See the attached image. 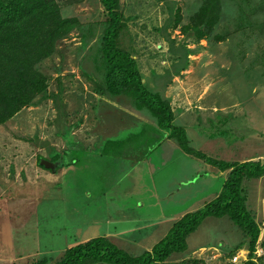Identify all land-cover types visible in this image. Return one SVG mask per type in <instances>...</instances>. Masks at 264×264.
Here are the masks:
<instances>
[{
	"label": "rangeland",
	"instance_id": "1",
	"mask_svg": "<svg viewBox=\"0 0 264 264\" xmlns=\"http://www.w3.org/2000/svg\"><path fill=\"white\" fill-rule=\"evenodd\" d=\"M57 2L62 17L79 19L81 27L37 65L48 78L47 91L0 126V264L54 263L70 247L103 236L113 225L134 230L137 224H154L161 241L166 235L159 233L169 232L170 218L200 210L223 185L221 179L188 185L204 171L178 159L170 150L177 146L165 141L157 146V122L147 110L134 112L131 97L108 94L101 53L107 16L99 1ZM204 3L121 0L127 28L119 45L133 53L149 89L169 102L192 148L229 163L263 162L264 0H220V21L210 36L201 27L206 36L200 40L189 28ZM142 132L108 157L88 154L103 150L109 139ZM139 149L162 151L161 164L155 160L158 171L134 163L133 157L145 154ZM117 156L130 158L121 162ZM151 157L156 159L157 151ZM72 160L80 167L63 175ZM244 189L261 228L252 260L264 264V177L246 181ZM115 237L133 255L148 250L147 241L130 239L126 245L123 236ZM247 242L228 218L210 217L188 239V251L172 261L244 264Z\"/></svg>",
	"mask_w": 264,
	"mask_h": 264
},
{
	"label": "trees",
	"instance_id": "2",
	"mask_svg": "<svg viewBox=\"0 0 264 264\" xmlns=\"http://www.w3.org/2000/svg\"><path fill=\"white\" fill-rule=\"evenodd\" d=\"M98 1L107 16L101 53L107 68L105 87L108 94L114 98L128 95L138 110H147L156 119L158 128L165 132V138L175 141L185 154L229 173L216 198L175 222L150 251L133 255L113 239L100 236L70 247L54 263L35 261L30 264H203L198 260L179 262L172 261V258L188 250V238L210 217L228 218L239 228L248 241L249 259L244 264H255L252 259L261 228L248 209L244 183L264 177V161L229 163L207 157L192 148L185 128L175 123L169 102L159 92L149 89L133 53L119 45L127 28L121 0ZM220 7V0H205L193 17L196 22L188 28L198 39L206 36L202 34L201 27L206 28L210 36L218 25ZM80 27L79 19L62 17L57 0H0V126L47 91L48 78L37 69V65L51 57L58 41ZM142 134H133L119 141L109 140L103 155L109 156L115 149L131 145Z\"/></svg>",
	"mask_w": 264,
	"mask_h": 264
},
{
	"label": "crops",
	"instance_id": "3",
	"mask_svg": "<svg viewBox=\"0 0 264 264\" xmlns=\"http://www.w3.org/2000/svg\"><path fill=\"white\" fill-rule=\"evenodd\" d=\"M176 81V79H174L173 80V82H175ZM176 83V82H175ZM132 111V110H131ZM145 110H142V111H134V112H138V113H143ZM179 111V110H178ZM144 114V113H143ZM174 114H175V121H177V117H176V113L174 112ZM135 115H136V113H135ZM154 120L156 121V119L154 118ZM156 128H157V131L158 132H160V136L158 135H156L155 134V137H157V138H155V139H158V142H157V140H156V142H157V146L158 145H161V143H163L164 141L165 142H168V144H170V145H172V147H175V146H177V148H179V146L177 145V143L175 142V141H173V140H166L165 139V132L164 131H162V130H160L159 128H158V126H157V123H156ZM158 137H163V140L162 141H160L159 140V138ZM110 140V139H109ZM190 141V140H189ZM160 142V143H159ZM81 151H84V150H82V149H80ZM138 150V149H137ZM139 150H141V149H139ZM170 150H173V151H175L176 152V154H177V157H178V159H180L179 157H183V158H185L186 160H188L189 162L188 163H191L190 165H192V169H196L197 170V172L198 173H200V172H202V171H204V174H202V175H200V174H197L196 172H193L194 173V175H198V177L197 178H192L189 182H190V184H188V185H192V184H196V180L198 179V180H201L200 182H206L207 180L209 181V182H212V181H214V180H217V179H221L223 182L226 180V178H227V176H228V173H229V171H226V172H222V171H220L217 167H215V166H212V165H210V164H207V163H204L205 165H203L202 164V162H204V161H202V160H199V159H197V158H195V157H192V156H190V155H187V154H185L180 148L179 149H170ZM144 151V153L145 154H143L142 155V157H140L139 156V159H137V158H135V157H133V161H134V163L137 165V166H142V165H144L143 166V168H145L146 170H149L151 173H155V172H153V170L154 171H158L159 169H160V167H161V165H158L159 164V162H160V164H161V160H162V156H161V160L160 161H158V159L157 158H159L158 157V155L160 154L161 155V153H162V151H161V153L159 152V154H158V149H144V150H141L140 151V153L141 152H143ZM156 151H157V157H156V159H153L151 156H154L155 157V154H156ZM85 152V151H84ZM122 153V152H121ZM88 154H94V155H97V157L99 158H102L103 157V150L101 149V150H91V152L90 153H88ZM113 156V155H112ZM121 156H123V154L121 155ZM106 157H108V156H106ZM99 158V159H100ZM127 158H130L129 156H125V157H119V156H117L116 157V159H119V161H121V162H123L124 160H127ZM132 158V157H131ZM192 158H195V161H194V159H192ZM176 159V158H175ZM95 160H98V159H95ZM155 160H157V163L155 162ZM255 160V159H254ZM254 160H251V161H254ZM163 161V160H162ZM247 162H248V160H246ZM250 161V160H249ZM172 163L174 162V160H172L171 161ZM242 163H244V162H242ZM68 164H70V163H68ZM73 164V163H72ZM155 164V165H154ZM80 162L79 161H77V163H76V165L75 164H73V165H67V167H65L62 171V174L63 175H66L67 176V172L69 171V170H71V169H73V168H79L80 166ZM44 169H46V170H48V168L46 167V166H44L43 167ZM148 171V172H149ZM195 171V170H194ZM51 172V171H50ZM53 175H55V173H53ZM193 175V174H192ZM50 176V175H49ZM195 177V176H194ZM42 178H44V177H42ZM174 179H172V180H170V182H171V184L172 185H175V183H174ZM174 183V184H173ZM184 183H186V182H184ZM183 183V184H184ZM198 183V182H197ZM181 185V187L180 188H182V184H180ZM179 185V186H180ZM143 186V185H142ZM222 187V186H221ZM143 188V187H142ZM147 189H145V191H146ZM220 190H221V188H220ZM219 190V191H220ZM218 191V192H219ZM218 192H216V194H214V196H213V198L211 199V200H209L208 202H210V201H212L214 198H216V196H217V193ZM84 195H85V193H84ZM108 194L106 193V194H104V196H107ZM207 202V203H208ZM207 203H204L203 204V207L207 204ZM202 207V208H203ZM201 208V209H202ZM197 211V210H196ZM195 212V211H194ZM188 213H191V212H187V214ZM186 215V214H185ZM184 215V216H185ZM165 216H163V217H159L160 219H162V218H164ZM183 217V215H181L180 216V218H170V221H172V223H171V226H170V228H169V230L171 229V227L173 226V224L175 223V222H177V221H179L181 218ZM175 219V220H174ZM120 222H122V221H120ZM108 223H109V221H108ZM144 227H147L148 229H146V228H144ZM113 228L114 229H112L111 228V226H110V229L109 230H107V232H106V234H104L103 236L104 237H108V238H111V239H113L114 241H115V239H116V234H119V235H121V236H123L122 238H125L126 240H128V241H126V240H122L126 245H127V243L130 241V239H140V241L141 242H148L149 243V246L147 247L148 248V250L147 251H150L159 241H160V237L159 236H157L155 233L159 230V227H157V225H154V224H148V225H144V226H142V225H140V224H137L136 225V227L134 228V230L133 229H130L129 228V230H122V229H120V228H117V229H115V227H114V225H113ZM117 230V231H116ZM168 230V231H169ZM167 233H164V232H161V233H159V235H162V237H164L165 235H166ZM113 235H115V236H113ZM143 235H145L144 237H143ZM190 238V237H189ZM188 238V239H189ZM187 244H188V240H187ZM124 249H126L125 247H124ZM188 249H189V247H188ZM188 251V250H187ZM174 259H176L175 257H173Z\"/></svg>",
	"mask_w": 264,
	"mask_h": 264
},
{
	"label": "water",
	"instance_id": "4",
	"mask_svg": "<svg viewBox=\"0 0 264 264\" xmlns=\"http://www.w3.org/2000/svg\"><path fill=\"white\" fill-rule=\"evenodd\" d=\"M43 164H44V166L48 167V166L46 165V164H48V163L45 162V163H43Z\"/></svg>",
	"mask_w": 264,
	"mask_h": 264
}]
</instances>
